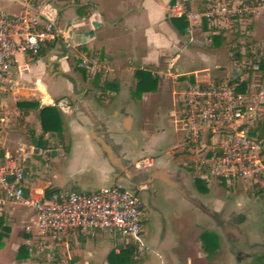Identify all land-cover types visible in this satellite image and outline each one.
Masks as SVG:
<instances>
[{
	"label": "crops",
	"instance_id": "obj_1",
	"mask_svg": "<svg viewBox=\"0 0 264 264\" xmlns=\"http://www.w3.org/2000/svg\"><path fill=\"white\" fill-rule=\"evenodd\" d=\"M212 1L216 0H0V11L10 16H17L27 10L44 11L48 7L51 14L55 13V28L76 46V51L72 52L65 48L63 42L46 44L37 57L18 55L13 69L5 75L0 74V94L6 91L11 96L9 102L0 95L1 155L13 154L11 149L15 148L19 152L28 144L32 150L40 146L52 147L54 150L48 154L49 157H43L45 162L58 160L67 152L72 157L74 150L84 149L86 154H94L92 158L97 164L96 171L104 184H110L108 186L119 184L117 177L122 174V168L127 169L130 163L144 158L162 162L157 140L160 141L165 130L158 129L163 124L155 115V108L159 105L155 97L170 94L175 97L190 82L242 78L231 76L230 70H223L226 66L228 69L230 67L227 56L222 61L216 58L218 53L214 47L218 48L230 32L217 30L216 34L213 33L216 35V39L213 38L214 47L202 50V37L210 35L209 32L201 26L196 27L192 35H188L187 30L183 34L172 22V19H179L172 16L176 5L180 4L184 10L188 6L187 11H199L201 4ZM249 20H254L255 26L264 28V16ZM93 23L98 26L94 28ZM250 35L254 36V31ZM78 53L92 55L105 66V70L97 73V82L94 75L86 76L76 69L77 66L71 67V61L77 60ZM244 53L237 52L234 59L239 60ZM139 72L148 73L150 78L141 81ZM138 83L141 92L137 91ZM247 88H250V84ZM55 91L59 94L53 98ZM25 101L37 102L40 108L55 107L60 115L61 136L42 135L38 110L17 106ZM181 113L172 112L171 115L177 117L173 123L175 134L184 132L183 139L185 128L178 127V123H183ZM67 130L70 134H67ZM178 144L170 151L176 149ZM47 151L43 150V153ZM23 153L20 155L24 160L22 168L26 196H36L46 189H58L62 193L78 191L74 186L65 190L60 184L53 185L51 181L42 184L34 173L37 166H27L28 163L32 164L31 158H27L28 162ZM158 167L161 170L164 168ZM164 169L166 174L174 175ZM214 182L210 180L208 186ZM260 182L263 186L264 178ZM5 203L6 200L0 196V212L5 209L2 207ZM222 206L223 202L214 203L213 211L218 212ZM22 208L32 215L34 226L28 225L27 229H33V233L38 236L34 244L42 245L53 256L62 259L63 264H108L109 253L117 254L122 247L127 246L122 239L103 232L92 239H84L77 234L53 239L38 229L33 211ZM209 210L212 217V211ZM205 216L206 219L202 221L210 218ZM223 224L221 228H224ZM24 237L27 243H31L34 238L30 236V231ZM216 245L217 250L213 254L215 264H226V260L218 253L223 243L219 240ZM129 246L137 252L134 246ZM200 247L193 261L212 263L207 259L212 255L203 251L201 242ZM25 260L23 258L17 263L29 264Z\"/></svg>",
	"mask_w": 264,
	"mask_h": 264
},
{
	"label": "built area",
	"instance_id": "obj_2",
	"mask_svg": "<svg viewBox=\"0 0 264 264\" xmlns=\"http://www.w3.org/2000/svg\"><path fill=\"white\" fill-rule=\"evenodd\" d=\"M172 11V16L187 21L188 35L204 22L216 34L217 30L231 28L244 17L264 14V0L215 2L201 11H186L179 4ZM54 22L47 8L38 12L23 11L17 16L0 11V74L13 69L18 55L37 57L46 44L63 42L67 50L76 51V46L66 40ZM77 61L78 69L93 75L105 70L96 57L86 53H78ZM258 63L259 60L243 63L236 68L257 71ZM235 80L243 81L234 78L187 83L179 93L185 135L176 149L184 155V166L191 168L196 178L208 183L217 179L229 187L247 185L264 173L259 141L249 135L256 129L257 114L263 110L264 91L257 94L247 88L240 92V82ZM22 162L20 154L2 156L0 153V196L14 205L31 209L42 233L53 239L71 234L92 239L103 232L139 251L144 249L143 204L122 185L116 183L92 193L69 191L45 197L41 192L26 196ZM151 164L152 159L144 158L135 167L144 170Z\"/></svg>",
	"mask_w": 264,
	"mask_h": 264
},
{
	"label": "rangeland",
	"instance_id": "obj_3",
	"mask_svg": "<svg viewBox=\"0 0 264 264\" xmlns=\"http://www.w3.org/2000/svg\"><path fill=\"white\" fill-rule=\"evenodd\" d=\"M235 1L238 0H216L217 3ZM260 16H264V14ZM249 18L252 17L248 16L240 19L231 28L219 29L230 32V34L223 38L224 40L221 41L218 48L213 46V36H203L200 49L207 50L213 46L214 49H217L216 58H218V61H222L227 56L230 67L228 69V66H226L223 70L228 72L230 70L231 76H241L243 79L248 80L251 90L259 94V92L264 91L263 72L236 68L238 65H243V63H253L249 55H253L256 61L264 56V28L258 25L255 26L254 20L250 21ZM252 31H254V36L250 35ZM237 52L246 53L241 54L240 59L236 60L234 57ZM77 63L78 61L73 59L71 67L77 66ZM76 69L78 70V68ZM86 78L84 79L86 80ZM54 94L52 97L56 98L59 93L55 91ZM0 95L3 99L11 101V96L6 91ZM159 98L160 96L155 97V100L158 99L156 102L159 103L158 107L155 108V115L163 124L158 129H164L165 131L162 135L159 133L161 139L160 141L157 140L159 144L157 150L161 152L162 162L156 163V166L164 167L170 172H175L178 168L181 172H185L189 179V191L208 209H211L212 217L202 221L201 219H206L203 213L181 199L172 189L162 185L160 187L162 196L158 201L161 205L159 213L162 215L160 217L156 216L154 223L151 221L152 217H150L149 211L147 216H144V249L142 251L137 250L134 264H204L202 260L193 261L194 254L201 250V235L204 233L213 234L217 243L221 240L223 245L218 253L226 260V264H264V185L262 186L260 182L264 178V173L247 185L237 184L235 187L230 186V188L223 186L217 179H213L215 182L208 186L207 194L199 192L194 182L193 173L186 172V168L183 166L184 155L179 154L178 149L170 151L180 143L184 133L175 134L173 123L174 120H177V117L173 118L171 115L172 112L179 114L182 111V97L177 93L175 97L170 94ZM41 103L45 105L44 102ZM261 105L264 106V100ZM263 122L264 107L257 114V121L254 125L257 131L261 129ZM181 126L185 127L183 123H178V127ZM66 132L70 134L68 130ZM50 144L53 145L51 141ZM17 149H11L12 153L18 155L24 152L23 155L26 159L31 158L32 164L28 163L27 166H37L35 170L34 168L32 170H34L37 179L42 184L51 181L53 185L60 184L65 190L74 186L82 193L89 191L92 193L96 189L110 185L109 183L104 184L96 171L97 164L93 162L92 158L94 154H86L87 152L84 149L74 150V156L72 157L68 156L67 152L65 156L62 155L58 160L45 162H43V157L45 156V159L49 157L48 154L54 150L52 147L42 148L40 146L34 147L32 150L28 144L26 148L20 149L19 152H17ZM43 150L48 151L45 154ZM65 150L68 151V148ZM258 150L264 164V140L262 143L259 141ZM29 159H27L28 162ZM105 164L109 165L106 162ZM99 167L101 166L99 165ZM134 168L139 170L135 167V164ZM219 202H223V206L218 212L213 211L214 203ZM2 207L5 209L0 213L8 223L10 232L7 238L2 241L3 249H0L2 251L0 253V264H18L17 261L23 258L28 260L29 264H63L62 259L53 256L42 245L34 244L35 241H38V236L33 233V229H27L28 225L34 226L31 222L32 215L28 210L9 201H6ZM196 217L200 219H196ZM222 223L227 224L230 229L236 227L238 234L229 233L227 235L226 230L221 228ZM29 231L30 236L34 237L31 243H27V239L24 237ZM31 247H33V250H30ZM207 259L212 262L210 264H215L213 255Z\"/></svg>",
	"mask_w": 264,
	"mask_h": 264
},
{
	"label": "trees",
	"instance_id": "obj_4",
	"mask_svg": "<svg viewBox=\"0 0 264 264\" xmlns=\"http://www.w3.org/2000/svg\"><path fill=\"white\" fill-rule=\"evenodd\" d=\"M248 1H252L256 3L258 0H248ZM215 2L216 1L201 4L199 11L205 9L208 5L214 4ZM186 8L187 10L189 9L188 6ZM172 22L177 25V28L180 33H183V34L186 33L188 25H187V21L184 18L172 19ZM202 28L205 31L209 32L210 36H213L212 38L216 39V35L213 34L215 30L210 29L206 22L203 23ZM249 57L252 58L253 63H256V59L253 55H249ZM257 70L262 71L264 74V56L260 57ZM79 71H81L82 74L86 76H91V74L86 72L85 70L79 69ZM138 74H139V79L141 81H143L145 78H150V75L148 73L139 72ZM98 79H99L98 75L94 74V80H96L97 82ZM141 81H139L140 84H141ZM153 82H155V80ZM235 82L239 83L240 81L235 80ZM139 83L137 85L138 86L137 91L141 92L139 91V88H140ZM190 84H194V82H190ZM248 84H249L248 80L240 82L238 91L244 92L247 89ZM17 106L21 109L25 108V109L38 110V118H39V122L41 126L42 135L51 134V136H61L62 126H61L60 115L58 113V110L55 107L46 106V107L40 108L37 102H26V101L18 103ZM249 135L252 138H256L257 141H263L264 140V122L261 124V129H259V131H257V129L252 130L249 132ZM185 168L187 172L193 173V170L191 168H188V167H185ZM194 182L199 192L203 194L208 192V182L207 181L201 180L199 178H195ZM221 184L227 188H230L224 182H222ZM58 192H59L58 189H46L44 191V196L49 197L52 194H55ZM9 232H10V227L8 223L6 222L3 216H0V248L2 247L3 239L7 238ZM216 243H217L216 237L213 234L204 233L201 235L202 249L208 255H213L216 252L217 250ZM135 255H136L135 249L127 245L126 247H122L119 253L117 254L115 252L109 253L107 256V261H108V264H134L135 259H136Z\"/></svg>",
	"mask_w": 264,
	"mask_h": 264
},
{
	"label": "flooded vegetation",
	"instance_id": "obj_5",
	"mask_svg": "<svg viewBox=\"0 0 264 264\" xmlns=\"http://www.w3.org/2000/svg\"><path fill=\"white\" fill-rule=\"evenodd\" d=\"M134 164L135 163H130L126 166L127 170L130 171L131 176H127L125 175V172H122V174L117 177V180H119V184H121L124 189L141 200L143 204L144 215L147 216L149 211L150 217H152L153 219H151L152 222L156 219V216L160 217L162 215L161 213H159V208H161V205L158 202L162 196V189L160 188L162 185L169 187L189 205L200 210L205 215L211 217L210 210L206 207V205L198 199H195L192 196V193L189 191V179L185 172H181L178 168L175 170V172H173V178H171L170 180H165L160 171V168L156 166L155 160L152 159V164L146 167L144 170H136L134 168ZM181 191L188 195L190 198H193L195 201H197L201 209L188 202L180 193ZM223 225L227 235H229V233L235 235L238 234V230L236 227L230 229V227H227V224Z\"/></svg>",
	"mask_w": 264,
	"mask_h": 264
},
{
	"label": "water",
	"instance_id": "obj_6",
	"mask_svg": "<svg viewBox=\"0 0 264 264\" xmlns=\"http://www.w3.org/2000/svg\"><path fill=\"white\" fill-rule=\"evenodd\" d=\"M47 9H48V12L51 13V11H50V9H49L48 7H47ZM52 14H53V21H55V13L52 12ZM92 26H93L94 28H96L98 25L95 24V23H93ZM164 170H165L164 168H163V170L160 169V171H161L163 177L165 178V180H170L171 178L174 177L173 174H169V173L166 174V173L164 172ZM121 172H125L127 175L131 176L130 171L127 170V169H125V168H122ZM180 193L185 197V199H186L188 202H190L191 204L195 205L197 208H200V209H201V207H200V205L198 204L197 201H195L193 198H190L188 195H186V194H185L184 192H182V191H181Z\"/></svg>",
	"mask_w": 264,
	"mask_h": 264
}]
</instances>
